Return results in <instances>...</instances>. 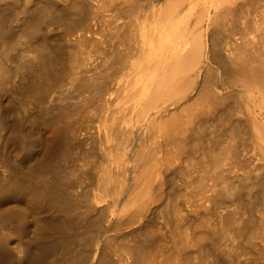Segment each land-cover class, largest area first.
<instances>
[{
	"label": "bare ground",
	"instance_id": "1",
	"mask_svg": "<svg viewBox=\"0 0 264 264\" xmlns=\"http://www.w3.org/2000/svg\"><path fill=\"white\" fill-rule=\"evenodd\" d=\"M83 144L91 179L68 170ZM9 146L0 264H264V0H0V156ZM194 163L199 190L180 201L175 173L190 181ZM165 189L176 237L158 238ZM27 200L38 228L10 219ZM108 228L125 241L109 252Z\"/></svg>",
	"mask_w": 264,
	"mask_h": 264
},
{
	"label": "rangeland",
	"instance_id": "2",
	"mask_svg": "<svg viewBox=\"0 0 264 264\" xmlns=\"http://www.w3.org/2000/svg\"><path fill=\"white\" fill-rule=\"evenodd\" d=\"M102 13L105 16L108 15L105 12H102ZM91 22L96 24V19H91ZM74 29H75L74 35L78 34L80 31H83V28H74ZM97 37H99V36H97ZM87 47L90 49L91 44H89V46H88V43H85V49H87ZM14 56L16 58L18 57L16 55H14ZM15 57L11 58V61H9L12 66H14V63L12 62V60H16ZM108 71H110V69ZM13 77H14V79L16 78L15 81H17V77H15V76H13ZM19 88L22 90L23 84H20ZM54 92L55 91L52 90L51 94H54ZM11 95L18 96L19 93H11ZM23 103L25 105H29L26 101H24ZM30 106H31V104H30ZM31 130L34 132V134H36L38 136H40L41 134H47V131H48L46 126H43L42 128H40L38 125H34L31 128ZM96 146L99 147L98 145H96ZM87 147H88V145L83 144L81 148L75 150L76 152H74V154L71 155L72 157L67 158V160H69V159L72 160L69 162V164L67 162V164H68V170H71V169L77 170L73 176H75L76 174L78 175L84 169H88V170L90 169L89 170L90 173L92 172L91 176H90V179H91L94 177L95 166L93 165L94 163L91 160V159H93V156L87 155V150H86ZM97 151L99 154H103L100 148H97ZM17 153H18V150L15 147L13 148L12 146H9L6 148L3 155L0 156V159H5L7 161L14 159L16 157ZM40 156H41V153H39V148H38L32 154V161H33L34 165H41L42 164V162H41L42 159ZM61 162H62V159H60L58 164L59 163L61 164ZM5 163H7V162H5ZM85 163H88V165H84ZM54 164L55 163H53V166H54ZM179 168H182V164H179ZM189 169L192 170V173H191L192 177H190V181H188V182L185 180V178L183 177V174L181 172L175 173L176 179L172 185H174L175 191L178 192V195H181V197L178 198V199H180V201H184L185 200L184 197L187 194L193 193V192L196 193L199 190V188L196 190L195 186H196V184H198V182H195L193 180V177L197 176V171L200 170L201 167L199 166V164L194 163V164L190 165ZM83 179H84V181L81 182V185H84V183L88 182V180H89V178H86V179L83 178ZM94 188H95L94 184L90 183L88 185V187H85V190L91 191V190H94ZM168 196H169L170 200L173 198L172 196L168 195V189H165L163 192V197H162L160 203L158 204L157 209L149 214V220L148 221H149L150 226H148V232L151 235H154L155 237H158V238H162V237L168 238V236L166 237V235H172V234L176 237V231L175 230L172 231V226H170L168 223L165 222L164 214L160 213V212H164L163 211L165 208L164 202L166 201ZM82 211H83V208L80 207L78 212H76L75 214L70 216V224L75 228L80 229V227L82 225V220H83ZM19 214H27V215H31L32 217H34L37 221V223H35L37 228L40 225L41 220L43 218L42 213L39 212V210L35 207L34 203L30 200L24 201L21 204V207L18 210V212L15 214H12L10 219H12V220L18 219ZM124 229H126V228H124ZM121 230L123 231L122 228H121ZM127 230H129V229H127ZM126 231H123V233ZM117 232H118V230H116V229L108 228L105 231V235L102 237V239L104 240L103 241L104 247L107 248L108 252L113 250L115 248V246L119 247L120 243L125 242L124 240H118L119 244H117V242H115V241H113L114 243H112V241H110L112 236H114ZM119 233H122V232H119ZM22 236H23V234H22ZM93 246L95 247L96 245L93 244ZM93 249H94V251H96L95 253H97V250L95 248H93ZM191 251H193V252L192 253L190 252L191 253L190 257L198 256L197 255L198 253H196V251L194 252V249H192ZM117 255L118 254H114V255H112V257H114V259H116ZM195 259L197 260V258H195ZM117 264H119V263H117ZM140 264H146L145 260L142 261Z\"/></svg>",
	"mask_w": 264,
	"mask_h": 264
}]
</instances>
